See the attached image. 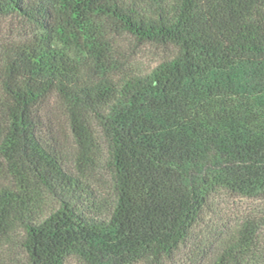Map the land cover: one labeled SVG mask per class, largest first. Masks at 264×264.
<instances>
[{
	"label": "trees",
	"instance_id": "1",
	"mask_svg": "<svg viewBox=\"0 0 264 264\" xmlns=\"http://www.w3.org/2000/svg\"><path fill=\"white\" fill-rule=\"evenodd\" d=\"M4 9L39 33L0 41V264H163L218 193L264 195V0ZM124 34L169 57L131 67L115 43ZM51 101L78 146L74 171L41 118ZM96 170L109 197L88 182ZM263 228L244 221L209 264H264Z\"/></svg>",
	"mask_w": 264,
	"mask_h": 264
},
{
	"label": "rangeland",
	"instance_id": "2",
	"mask_svg": "<svg viewBox=\"0 0 264 264\" xmlns=\"http://www.w3.org/2000/svg\"><path fill=\"white\" fill-rule=\"evenodd\" d=\"M38 33L39 30L35 26L16 14L5 9L0 11V41L26 43ZM115 43L131 67L143 71L151 70L169 57L167 49L138 43L127 34L117 36ZM41 110L42 120L47 122V126L49 121L53 123L51 126L58 132L64 144L65 153L63 152L62 156L65 165L74 171L75 152H77L78 146L72 138L64 112L54 101ZM88 182L104 197L111 195V180L104 170L90 173ZM54 208L55 205L51 204L48 210L52 211ZM248 219H252L258 224L261 219H264V195L248 198L230 192L218 193L206 210L201 222L195 227L193 238L167 258L163 264H209L220 241L236 231ZM259 246L264 249V228L259 236ZM70 261L71 264H79L75 259Z\"/></svg>",
	"mask_w": 264,
	"mask_h": 264
}]
</instances>
